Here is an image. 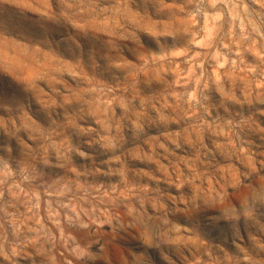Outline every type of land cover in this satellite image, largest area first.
Listing matches in <instances>:
<instances>
[{
	"label": "rangeland",
	"instance_id": "rangeland-1",
	"mask_svg": "<svg viewBox=\"0 0 264 264\" xmlns=\"http://www.w3.org/2000/svg\"><path fill=\"white\" fill-rule=\"evenodd\" d=\"M0 264H264V0H0Z\"/></svg>",
	"mask_w": 264,
	"mask_h": 264
},
{
	"label": "clouds",
	"instance_id": "clouds-1",
	"mask_svg": "<svg viewBox=\"0 0 264 264\" xmlns=\"http://www.w3.org/2000/svg\"><path fill=\"white\" fill-rule=\"evenodd\" d=\"M202 2H203V0H202ZM221 2H224V0H207V3L210 4L213 8H215V6H216L218 3H221ZM213 19H215V20H220L221 17H220L219 15H216L215 17H213ZM212 37H213V33L211 32V30H209V33H208V36L206 37V39L209 40V41H211ZM223 47H224L225 49H227L229 46H228V44H223ZM216 55L219 56L220 53L217 52ZM222 66H223V65H221V67H222ZM189 100H190V101H193V102L196 101V93H195V92H193V93H191V94L189 95ZM80 156L86 158V157H87V153H85V152H81V153H80ZM217 223H219V220H218L217 218H215V217H210L209 220H208V224H210V225H215V224H217Z\"/></svg>",
	"mask_w": 264,
	"mask_h": 264
}]
</instances>
